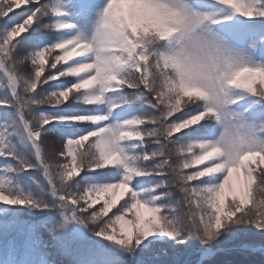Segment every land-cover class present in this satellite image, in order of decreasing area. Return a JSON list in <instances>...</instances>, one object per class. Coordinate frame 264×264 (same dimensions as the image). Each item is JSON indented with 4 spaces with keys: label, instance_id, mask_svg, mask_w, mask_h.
Masks as SVG:
<instances>
[{
    "label": "snow or ice",
    "instance_id": "6c2138e0",
    "mask_svg": "<svg viewBox=\"0 0 264 264\" xmlns=\"http://www.w3.org/2000/svg\"><path fill=\"white\" fill-rule=\"evenodd\" d=\"M124 3L135 18L137 0ZM221 3L223 0H216V4ZM113 7L108 0L105 12L110 13ZM235 14L264 18V0H239ZM63 15L57 0H0V72L6 77L12 98L20 101L21 119L48 180L39 196L15 182L17 172L30 171L36 164L18 155L10 141L11 131L0 128V158L8 161L0 165V205L8 209L51 210L61 218L39 232L36 244L43 248H34L31 264H47L48 256L62 264L57 233L70 229L73 240L86 242L87 236L79 225H92L97 236L125 249L138 248L150 237L166 236L169 241L185 244L195 236L202 245L223 244L227 250L220 255L227 264H264V247L249 245L250 237L245 231L251 226L264 235V193L260 191L264 188V130L260 127L264 123V96L259 94L264 81L253 78L237 91L232 107L256 123L247 146L225 157L212 144L216 129L201 105L162 111L159 95L149 86L143 61L133 69L134 80L99 81L87 87L86 82L95 77V68L81 70L95 62L92 51L84 50L88 38L75 35L24 54L17 52L20 38L45 18H53L43 24L47 29L63 32L73 28L72 21L59 19ZM246 40L241 37L242 43ZM57 50L59 54L53 55ZM260 61L257 72L264 70V61ZM46 68L49 71L45 76ZM66 77L74 82L66 88L43 91L50 81ZM21 85L28 93L23 97L19 95ZM124 89L131 90L135 98L150 97L147 102L151 114L134 116L113 126L106 123L109 117L102 113L62 117L32 110L44 105L59 106L73 97L97 105ZM50 97L60 100L52 102ZM126 102L127 98L111 107L115 110ZM11 103V99L0 98V107ZM63 119L95 127L63 140L59 151L48 153L43 139L47 126ZM33 121L38 122L36 127ZM150 143L156 147L149 149ZM85 155L90 162H85ZM112 168L123 169L120 179L101 174L104 182H95L96 177L88 175ZM137 177L142 179L134 186ZM101 200L103 204L96 208ZM14 223L7 218L0 222L5 235ZM241 254L244 258L237 259Z\"/></svg>",
    "mask_w": 264,
    "mask_h": 264
},
{
    "label": "clouds",
    "instance_id": "9594fccd",
    "mask_svg": "<svg viewBox=\"0 0 264 264\" xmlns=\"http://www.w3.org/2000/svg\"><path fill=\"white\" fill-rule=\"evenodd\" d=\"M110 2L113 9H103L84 49L95 58L93 65L81 68H95L86 86L134 80L133 69L143 61L163 112L199 104L219 128L212 144L223 156H234L247 146L256 122L232 105L237 91L251 79L264 81V70L255 71L261 63L255 50L235 45L218 29L233 18L239 0H223L215 8H202L196 0H137L135 18L124 0ZM259 94L264 96V89ZM49 99L59 102L60 97ZM260 127L264 130V123ZM85 162H90L88 155Z\"/></svg>",
    "mask_w": 264,
    "mask_h": 264
},
{
    "label": "rangeland",
    "instance_id": "374dc122",
    "mask_svg": "<svg viewBox=\"0 0 264 264\" xmlns=\"http://www.w3.org/2000/svg\"><path fill=\"white\" fill-rule=\"evenodd\" d=\"M57 2L64 9V15L62 17H59V19L72 21L74 27L63 32H57L53 30L54 34L52 35L49 32L50 29L45 30V27H43V24L49 23L53 19L51 17H48L45 18L42 22L34 24L29 32H26L24 36L20 38V41H22L24 38L32 36L31 39L34 44L36 43V49L41 48L46 44L54 43L59 39L72 37L75 35H82L86 38H91L95 32L96 25L103 12V9L107 5L108 0H57ZM196 3L202 8H215L218 6L216 4V0H196ZM29 6L31 5H25L24 7ZM15 11L19 13L21 10L17 8ZM218 29L223 32L235 45L244 49L255 50L256 57L259 60L264 61V18L249 19L239 14H234L231 20L218 25ZM35 33L37 37L35 36ZM241 37H247L246 42L242 43ZM59 52L60 50H57V52L53 53V55L59 54ZM50 63L51 60H49V65ZM57 67H59V65ZM48 71L49 69L46 68V71L44 73L45 76L48 75ZM51 71L54 72L55 70ZM66 78L68 81L66 80ZM66 78H61V80L59 81H50L49 84L44 86L43 91L46 93L53 90L66 88L69 83L74 82L73 78L70 77V81L69 77ZM0 82H3L2 86H0V98L12 100L15 110L20 118L18 124L20 123V128H25L24 121L21 119L20 101L18 99L12 98L10 87L6 83V77L3 72H0ZM27 94L28 93L26 88L21 85L19 95L23 97ZM125 98H127L126 103L122 104L121 107L115 110L112 109V103H118ZM134 98L135 97L131 90L124 89L118 91L117 93L110 94L106 98L105 102L101 104L90 105L92 106V109H89V111L87 112H95L108 115L109 119L108 121H106V123L113 126L121 124L134 116H145L151 114V107L147 108L150 110L149 112H146L145 109L146 104H149L147 102V96L137 98V101H134ZM80 102L82 104H85L81 100L73 97L66 103L60 104L59 106L49 107L47 105H44L47 108L39 106L34 107V109L32 110L38 113L42 112L45 114H53L62 117H72L84 113L77 110V108L70 107L71 104H78ZM134 102L138 103L135 104ZM139 105H141V109L139 108ZM5 108L7 109L10 107H0V128L7 127L11 131L12 135L10 136V141L12 143V147L18 153V155L22 156L25 159L24 147L21 142L22 138L19 137L17 131L14 132L13 128L7 124L6 117L4 116L5 112H3V109ZM25 111L29 110L26 109ZM174 115H179V113H176ZM37 123V121H33L32 126L36 127ZM76 125H83L84 127L80 129L81 132L79 131L74 136H69L68 138L79 136L78 134L82 135L92 127H95V125H86L72 119H63L54 121L52 124L47 126L46 130H53L54 127L57 126L63 128L73 127ZM213 127L216 129L217 135L219 132V128L214 125ZM22 137L24 141L27 142V148H29L30 152L33 153L31 149H33L35 152V147L26 128L25 131H23ZM147 147L151 149L155 148L156 145L150 143ZM6 163H8V161H6L4 158H0V165ZM202 166L203 165H201L200 167ZM100 170H107V174L110 175L112 179L117 180L120 179L121 175L123 174L122 168ZM15 176H18L17 178L14 177L16 183L22 184V186L27 191H31L38 196L40 195L41 187L37 185L36 182V186L34 184L30 186L29 182L24 179V176L21 173L17 172ZM141 179V177H137L136 180L133 181V185L136 186L137 182ZM95 182L104 181L103 179H96ZM173 191L175 192L176 189H173ZM120 203H123V201L121 200ZM102 204L103 201L101 200L95 205V207L99 208ZM118 206L119 205H117V207ZM15 208H11L9 210L14 209L15 211H18ZM5 209L8 210L6 206L0 205V216H5V211H3ZM112 211H115V209H113ZM109 215H111V212L109 213ZM47 226L49 225H46L45 223H37V225L31 226V229L26 234H15L16 237H13L14 233H12V231H7V235L4 234L5 231H0V264H31V258L34 254V248H43V245L36 244V241L38 240V234L41 230H45ZM23 227L25 226L23 225ZM92 227V225H79V228H81L87 236L86 242L73 240L70 234V229L57 233L59 237L57 247H59L60 249L59 256L63 258L62 264H157V260L163 262L168 261V259L169 264H203L204 260L200 262L203 253L212 252L207 256V258H209L217 252L225 250L224 245L220 246V244H214L211 246L202 245L200 240L195 236L190 237L191 242L189 244L187 242L185 244H179L175 240L169 241L166 236L159 238L150 237L149 241H152L151 244H149V241H145L144 244H141L138 248L125 249L121 246L115 245L111 241L97 236L92 230ZM245 231L248 232L247 235L250 238H252V236H257L261 241L258 243H252L251 241H248L247 243L249 245L264 247V235H262L258 230L251 228V226H247L245 228ZM15 238H17V240ZM15 242L21 244V249L15 247ZM180 250L186 251V253L179 254ZM191 250H193L192 254H194V257L196 258V261L194 262L187 261L188 257L191 256V253H189V251ZM174 252H176L175 256H173ZM172 253L173 255H171ZM98 254L101 255V259L99 258ZM47 264H57V261H55L52 256H48Z\"/></svg>",
    "mask_w": 264,
    "mask_h": 264
},
{
    "label": "trees",
    "instance_id": "16d2710c",
    "mask_svg": "<svg viewBox=\"0 0 264 264\" xmlns=\"http://www.w3.org/2000/svg\"><path fill=\"white\" fill-rule=\"evenodd\" d=\"M45 30H48V29L45 28ZM49 32L52 35L54 34L53 30H50ZM35 36L37 37L36 33H35ZM31 37L24 38L22 41H19V47L17 49V52L19 54H24L26 52L33 51L35 49L36 43L34 44L32 42ZM23 46H25V47H23ZM22 48H24L25 50ZM22 50H24V51H22ZM21 51H22V53H21ZM66 80H67V78H66ZM70 80L71 79L69 77V81ZM55 83H57V82H55ZM149 99H150V97L147 96V100H149ZM133 100L137 101L138 99L134 98ZM134 103L137 104L138 102H134ZM141 105H139L140 109H141ZM67 106H63V107H67ZM9 107L10 108L3 109L4 110L3 112H5L4 116L6 117L7 124L13 128L14 132L17 131L19 137L22 138L21 142H22V145L24 147L25 159L28 162L36 164V167L34 169H32L30 171H26V172L20 171L18 173H21L24 176V179L29 182L30 186L33 184L35 185V182H36V184L39 185L40 187L47 188L48 180L42 174L43 173V166L39 164L37 157H36V153L34 152V150L30 148L33 151V153H31L29 148H27V142L24 141V139L22 137L23 131H25V128L23 126H22L23 128H20V123L18 124V122L20 121V118H19V116L15 110L13 102L11 103V106H9ZM41 107L47 108L46 106H41ZM70 107L77 108V110H79L81 112H87V111H89V109H92V106L82 104L81 102L78 104L73 103L70 105ZM149 107H151V105L146 104V108H145L146 112L150 111L149 109H147ZM83 127H84L83 125H80V126L76 125L73 127H63V128L60 126H57V127H54L53 130H46L44 138H43L44 142H45L44 146H45L46 152L55 153V152L59 151L61 146H62V141L66 140L69 136H74ZM78 135H81V134H78ZM39 166H41V167H39ZM107 173H108L107 170H98L97 174H88V175H93L96 177V179H103V175H101V174H107ZM85 175L86 174H84V173L81 174V176H85ZM18 176H15V178H17ZM36 194H38V193H36ZM15 209H17L18 211H15L14 209H12V210L5 209L3 211H5V213L7 212L8 216L7 217L6 216H0V222H2L6 218L12 219L15 221V223L12 225V227L7 229V231H12V233H14V235L12 234L13 237H16L15 234H17V235L26 234L31 229V226L37 225V223H45L46 225L51 226L55 223L56 220H58L60 218L58 212L51 211V210L35 211V210L30 209V208H23V207H17ZM23 225L25 227H23ZM0 231L3 232L5 230L0 228ZM15 239L17 240V238H15ZM248 241H251L252 243L261 242L257 236H252V238H249L247 240V242ZM190 242H191V240L189 239L187 241V243L189 244ZM14 245L18 249H21V247H22L21 244H18V242H15ZM222 245L223 244H220V246H222ZM193 250L189 251V253H191V256H189L187 259V261H189V262L196 261L194 254H192ZM225 250H227V249H225ZM220 252H217L216 254L212 255L211 257L204 259L203 264H227V261L225 260L224 257H222L220 255ZM175 253L176 252H174V255H173V253L171 255L175 256ZM185 253H186V251H182V250L179 251V254H185ZM98 256L101 259V255L98 254ZM236 258L237 259H243L244 256L241 254V255L237 256ZM256 259L259 260V257H256ZM157 264H169V259H168V261H163V262L157 260Z\"/></svg>",
    "mask_w": 264,
    "mask_h": 264
},
{
    "label": "water",
    "instance_id": "95a60500",
    "mask_svg": "<svg viewBox=\"0 0 264 264\" xmlns=\"http://www.w3.org/2000/svg\"><path fill=\"white\" fill-rule=\"evenodd\" d=\"M212 252H209V253H203L202 256H201V260L205 259L209 254H211ZM200 260V262H201ZM199 262V263H200Z\"/></svg>",
    "mask_w": 264,
    "mask_h": 264
}]
</instances>
